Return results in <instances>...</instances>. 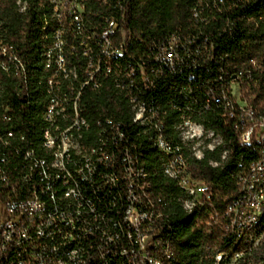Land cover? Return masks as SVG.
<instances>
[{
	"label": "built area",
	"instance_id": "2783aa9c",
	"mask_svg": "<svg viewBox=\"0 0 264 264\" xmlns=\"http://www.w3.org/2000/svg\"><path fill=\"white\" fill-rule=\"evenodd\" d=\"M58 5V21L61 30L55 34L52 51L46 55L50 103H45L47 118H51L49 146L56 147V169L48 165L38 166L28 155L27 135L23 109L25 99V66L31 61L27 53L20 52L19 45L7 41L0 47V71H5V79L11 80V69L5 67L9 56L16 57L20 65L24 84L23 92L10 94L7 84L5 95H12L17 103V111H11V121L0 119V264H69V259H82V264H113L112 256H119L123 264H170L175 258L163 256L162 248H169L167 227H163L159 208L149 203L147 184L136 189V172H142L137 158L138 142L129 143L128 128L120 127L113 118L101 117L107 124L104 143L94 144V129H76L78 132H93V139L81 142V150L87 152L89 162H93L90 175H83V167L77 161L68 160L70 144L62 139L63 126L73 121H84L79 113L76 79H84L85 87L98 88V82L107 77L112 81L123 80L127 92L135 87H143L144 98L137 99L146 107L154 106L158 122L163 115L156 109L154 87L165 75L179 76L187 73L189 79L202 78L200 85L190 89L188 97L193 101V115L178 104L181 88L174 86V96L169 105L180 115V126L188 128L190 135H197V143H186L188 164L180 165L179 157L168 159L167 167L173 180L181 190V201L188 203L191 212L195 206L212 208L206 215L208 234L215 228L222 233L221 242L231 235L242 232L243 223L255 225L259 216L257 201V181L264 174V84L261 92V74L257 71L264 65L262 60L248 61L249 69L231 71L233 63L229 54L225 64L216 63L215 56L206 57L207 48L212 47L214 36L234 37L239 31V21L245 19L234 16L240 9L256 5L259 0H197L193 10L194 33L173 34L164 40L154 41L150 53L139 57L126 55V36L120 29L119 17L102 18L103 24L96 25L89 20L87 0H55ZM108 4L107 0H104ZM114 12L123 13V0H117ZM17 6L20 5L17 3ZM19 10V9H18ZM256 18L247 19L255 23ZM263 18L264 16H259ZM3 24L0 23V28ZM121 40L117 41V34ZM77 47L73 54L76 73L66 74L64 53ZM231 50L233 47L230 44ZM230 53V52H229ZM108 61L109 68H102L101 62ZM217 65L214 80L207 81L209 66ZM248 67V66H245ZM260 74V75H259ZM197 81V80H196ZM4 83V81H0ZM203 84V86H201ZM259 92V93H258ZM261 93V96H260ZM3 104V100H2ZM76 111L78 119L70 120V113ZM206 112H213L225 125L244 124V132L236 133L241 146L258 148V158L238 163L237 196L223 213L214 211V203H207V195L215 192L204 182L194 178L189 172L191 162L204 161V148L215 146L218 159H210L209 165L223 168L231 159V145L216 132V141L208 143L206 125L194 128L193 118ZM166 151L164 146L159 153ZM79 180V188L71 189V181ZM65 183L68 200L60 201L58 184ZM188 195H195V202H188ZM110 205V215L104 217L105 224H95L94 217L102 216V206ZM125 212L126 222L118 223L117 213ZM205 221V220H204ZM264 234L249 241V248L237 253L232 264H238V257H247L248 264L254 263L258 240ZM73 244V254L65 253V245ZM213 264L220 258L218 244L212 250Z\"/></svg>",
	"mask_w": 264,
	"mask_h": 264
},
{
	"label": "trees",
	"instance_id": "16d2710c",
	"mask_svg": "<svg viewBox=\"0 0 264 264\" xmlns=\"http://www.w3.org/2000/svg\"><path fill=\"white\" fill-rule=\"evenodd\" d=\"M107 1L108 4H105L104 0H87L86 16L96 25L103 24L102 18L111 16L121 18L120 29L127 34L126 50L128 51L126 55L136 57L147 55L150 53L149 48L154 41L164 40L173 34L185 35L195 32L193 10L197 0H123L125 10L123 13L114 12L113 6L116 5L117 0ZM19 2L28 4L26 13H21L17 6ZM52 12L53 10L46 0H0V23L3 24V37L7 41L19 45L22 54L27 53L31 66L39 64L37 65V74H41L40 71L43 69L44 53L53 44L52 35L57 25L56 21L50 17ZM243 14L245 19L239 21V31H243V35L237 34L227 40L221 36H214L212 47L206 50V57H211L215 56V49H220V53H216L217 64H225V55L229 54V60L233 63L232 72L242 68L249 69L248 61L264 58V21L263 18H259V16H264V0H259L256 5L240 9L234 16L239 18ZM44 15L49 16L50 21L47 33L43 31L45 27ZM253 16L257 17L256 24H248L247 19H252ZM121 37V34L118 33L117 41H120ZM230 44L233 51H230ZM70 49L68 61L70 64L72 63V67H76L73 54L78 53H73ZM40 66L42 67L40 68ZM257 71L262 77L261 89H259L261 92L264 84V65L260 66ZM216 73H218V66L211 65L206 71V75L203 73V76H206L207 81H211L214 80L213 74ZM190 76L187 73L179 76L168 74L163 80H157L158 82L154 86L158 89L153 95H156L160 111L166 116L163 123L166 126L164 136L169 141L178 140L174 125L180 122V114L169 105L170 99L174 96V86L180 87L182 91L181 95H178V104L186 110V115H193V101L188 97V92L190 89L193 90L196 85H200L203 77H197L196 81L189 79ZM0 78L4 81L5 87L7 84L10 94L18 92V84H15L12 79H5L4 75H0ZM81 81L85 83L84 79ZM98 84L100 85L99 89L90 85L82 91L83 103L86 106L85 113L89 119L95 122L101 117H110L117 122L123 121L130 124L132 115L129 112L127 97L114 86V82L110 78L103 77ZM7 96L9 97V95ZM193 123H203L207 126V130L218 132L231 145V159L223 168L213 169L209 165L210 159L219 158L215 151L213 153L206 152V160L189 164V172L193 174L194 178L204 182L215 192V197L207 195V203H214V211L223 213L239 192L236 175L238 163L244 157L248 162L256 160L258 148L241 146L238 140L239 136L236 134L242 133L241 124L236 123L235 128L232 124L227 126L224 121L217 119L213 112H206L197 118L194 117ZM139 132L138 128L136 142L140 147L139 151L143 153V156H139V158L149 175L151 194L174 226L176 264H213L212 250L217 244L219 251H223L226 255H232L233 258L237 253L250 250L249 241L264 234V211L261 216V225L256 231L231 235L225 242H221L222 233L217 228L208 234L206 221L209 219L206 215L213 209L206 208L204 211L202 205L194 216L187 214L182 204L179 203L180 188L163 172L162 162L166 158L162 153H159L156 142H154L155 131L153 130L150 136L142 135ZM184 155L189 162L188 152ZM262 246H264V239L258 240L254 254L255 264H264V257H259V253L263 250ZM238 264H248L247 257L238 259Z\"/></svg>",
	"mask_w": 264,
	"mask_h": 264
},
{
	"label": "bare ground",
	"instance_id": "6f19581e",
	"mask_svg": "<svg viewBox=\"0 0 264 264\" xmlns=\"http://www.w3.org/2000/svg\"><path fill=\"white\" fill-rule=\"evenodd\" d=\"M51 6L53 12L51 14V19L56 21V27L53 32V42L55 34H58L61 30V23L58 21V5L55 0H46ZM20 11L21 13H26L28 10V4L26 2H19ZM45 16V15H44ZM45 27L43 29L44 33L48 32V28L50 27L49 16L44 17ZM2 28H0V47H4L7 45V40L3 37ZM48 36V35H47ZM73 53H78L77 47H71L70 49ZM52 51V47L49 48L44 53L43 59V67L41 74H37L36 71L38 70V66H25V99H26V106H32V108L23 109V115L25 116V122H32L26 123V130L27 135H34L33 138H27L26 146L28 150V155H36L32 156L33 163H36L38 166H43L45 164L48 165L49 169H56V147H52L48 145L50 139V129L51 126V118H47L46 114V106L45 103H50L49 98V83L46 80L48 75V68H46V55L50 54ZM71 54V53H70ZM43 56V55H42ZM43 58V57H42ZM64 67L66 74L76 73L77 67H72V63L70 64L68 61V52L64 53ZM102 68H109L108 61L101 62ZM5 67L9 70L11 69V77L15 84H18V92H23L24 84L22 81L21 76V68L19 64H16V57L9 56L5 60ZM39 68V70H40ZM1 76H5V71H0ZM0 81L1 78H0ZM77 82V96H81V101H79V113L82 114L84 121H73L68 123V125L63 126L62 129V139L65 141V144H70V149L73 151L68 152V160L70 162L77 161L78 166L83 167V175H90L91 171L93 170V162H89L87 158V152L85 150H81V142H89V140L93 139V132H78L76 133V138H73V131L76 129H94V144H101L104 143L105 146H111L110 139H106V134L108 131L107 124L105 121L102 122L101 119L92 122L89 117L86 115L85 110L86 106L83 103V90L86 88L85 83L81 81V79H76ZM114 86L122 92L127 97V103L129 106L130 115L132 118L130 120V124L119 121L117 124L122 128H128L129 130V143H135L137 141V133L138 128L140 130V134L145 136H150L152 131L154 130L156 133L154 142H156L157 148L160 150L165 143L166 151L161 152L166 159L162 162V169L166 176L170 177L173 180V175L169 173L167 167L168 159H176L175 155L179 157L180 165L188 164V160L185 157V153L188 152L187 144L186 143H197V135H190L188 132V128L184 126H180V122L176 123L175 131L178 134L177 141H169L164 136L165 127L164 122L166 120L165 114L160 111V107L156 102V109L159 111V114L163 115V119L161 122H158L156 117L155 107H145L141 105V102L137 99L144 98L143 96V88L135 87L134 91L127 92V87H125V81L118 80L113 81ZM99 83V82H98ZM100 85L98 84L99 89ZM6 87L3 83H0V119L4 117V121H11L12 115L11 111H17V103L16 100L13 99L12 96L5 95ZM3 100V104H2ZM70 113V120L78 119V113L76 111L69 112ZM241 132H244V124L240 123ZM194 128L201 127V124L193 123ZM206 139L208 143H213L216 140V132L210 131L206 129ZM138 145V152L137 158L140 161V168L142 172H136L135 176V183L136 189L143 188L145 182L147 184V188L149 191V203L155 202L157 207L159 208V213L161 215L163 227H167V242L170 241L169 248H162L163 256L166 258H175L177 260V253L174 246V226L170 219H168V215L162 211L160 208V204L154 200L153 195L151 194V186L149 175L141 163L139 156H143L139 151ZM215 151V146L204 148V155L206 152ZM174 181V180H173ZM79 188V180L71 181V189ZM58 191H59V198L60 201H67L68 200V191H66L65 183L58 184ZM257 201L259 203V216L256 217L255 225H250V222L243 223L242 225V232H237L239 234L246 233L247 231H256L259 229L261 222H262V214L264 211V174H261L258 177L257 181ZM188 202H195V195H188ZM179 203L182 204L183 208L186 210L187 214L194 216L199 209H201L202 205L195 206L193 212H191L190 207L186 201H181L179 199ZM110 215V205L106 204L102 206V216H95L94 221L95 224H105L104 217ZM117 221L118 223L126 222L125 220V212L117 213ZM258 246V243H257ZM65 253L66 254H73V244H66L65 245ZM242 257H238L241 259ZM232 255H226L223 253L220 258H216L214 264H229L234 261ZM177 261L170 262V264H176ZM112 263L113 264H123V259L119 256H112ZM69 264H82V259H69Z\"/></svg>",
	"mask_w": 264,
	"mask_h": 264
},
{
	"label": "rangeland",
	"instance_id": "374dc122",
	"mask_svg": "<svg viewBox=\"0 0 264 264\" xmlns=\"http://www.w3.org/2000/svg\"><path fill=\"white\" fill-rule=\"evenodd\" d=\"M263 247V250H262V252L261 253H259V257L261 256V258H263L264 257V246H262ZM234 261H232L231 263H229V264H232Z\"/></svg>",
	"mask_w": 264,
	"mask_h": 264
}]
</instances>
